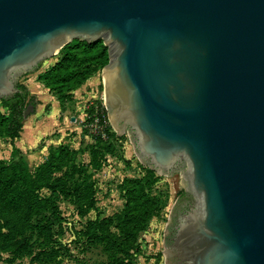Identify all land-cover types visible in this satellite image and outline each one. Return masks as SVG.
Masks as SVG:
<instances>
[{"label":"water","instance_id":"water-1","mask_svg":"<svg viewBox=\"0 0 264 264\" xmlns=\"http://www.w3.org/2000/svg\"><path fill=\"white\" fill-rule=\"evenodd\" d=\"M94 41L113 129L155 174L188 165L166 262L264 264V0H0V99Z\"/></svg>","mask_w":264,"mask_h":264},{"label":"rangeland","instance_id":"rangeland-1","mask_svg":"<svg viewBox=\"0 0 264 264\" xmlns=\"http://www.w3.org/2000/svg\"><path fill=\"white\" fill-rule=\"evenodd\" d=\"M58 55L57 53L53 60H57ZM46 63L41 62L40 66ZM45 68L47 67H44L42 71ZM93 75H96L94 83H88L84 88L82 87L84 83H82L79 86L81 90L75 92L76 88L72 97L65 102L71 106L72 112L76 111L81 115L76 117V124L81 129L86 126L85 118L87 116L82 112L85 102L88 99L95 100L96 98L103 100L102 68ZM18 80L25 82L22 75L18 76ZM30 92L32 91L30 90ZM0 109L7 111L1 102ZM43 109L40 110L41 114H44L49 108L46 106ZM35 113L36 111L33 114ZM27 117H30L31 120L36 118V116L32 117V113ZM67 122L69 125L65 130L59 131L57 126L46 131L42 130L43 132L37 135L35 147L42 150L43 159L37 157L35 161L27 160V162L34 170L44 160L50 149L62 143L68 144L75 151L72 155V162L75 165L83 162L87 173H91V178L94 181L95 202L92 206L85 207L74 201L72 197L60 195L55 200L60 217H54L48 205L40 209L36 208L25 223L27 227L23 233L14 240L11 238L0 240V264H82L84 262L93 264H169L166 262L168 256L165 257L164 254L168 250L164 245L165 228L182 191L191 194L186 176L188 165L181 166L171 174H155V170H149L148 168L151 167L136 155L134 144L128 136V128L123 131L118 130L119 133L116 132L118 137L113 139V144L98 145V148L95 149L97 151H94V148L90 146L94 143L92 137L89 134H83L82 130L81 133L77 131L78 127H74L76 124L70 121L69 114ZM0 139H2L0 140V158L9 160L10 153L7 152L6 144L9 138L0 137ZM94 158L99 160L97 167L94 166ZM73 169V166H68L56 174L66 177L67 183L72 185L79 179L78 173H72ZM124 176H142L149 192L159 199L158 209L148 220L146 228L139 232L135 247L129 250L133 254V258L126 253L125 246L119 245L123 238L120 214L124 203L120 182ZM42 192L44 194L47 192L45 186ZM20 211V208L9 206L3 199H0V220L5 219L9 223L15 222ZM103 216L111 217L113 222L107 233L100 234L96 231L95 234L93 229L88 226V222ZM5 230L7 229L5 228Z\"/></svg>","mask_w":264,"mask_h":264},{"label":"trees","instance_id":"trees-1","mask_svg":"<svg viewBox=\"0 0 264 264\" xmlns=\"http://www.w3.org/2000/svg\"><path fill=\"white\" fill-rule=\"evenodd\" d=\"M57 53L59 54L57 60L39 72L37 78L63 104L72 97L76 88L102 68L109 59L108 46L104 41L75 42L60 48ZM16 87L10 101L0 99L2 106L7 108L6 112L0 109V137H7L12 141L20 135L23 120L27 115L34 113L40 103L25 82L17 80ZM94 103L98 105L97 114L100 121L105 123L106 120L104 124L106 134L102 136L99 132L88 133L86 126H83L82 133L92 137L94 143L90 146L97 151L95 149L98 145L109 146L118 135L107 120V110L102 105V100L96 98ZM95 110L94 104L86 108L89 116L85 121L93 119ZM74 152L68 144H59L50 149L44 160L32 170L20 149L12 143L9 160L0 158V199L9 206L20 208L21 213L15 222L0 220L1 241L9 238L14 240L23 233L27 227L25 223L36 208L40 209L48 205L52 215L60 217L55 201L60 195L72 197L74 201L85 207L94 204V181L91 173H87L83 162L79 165L72 162ZM98 165L99 160L94 158V166ZM68 166H73L72 173L79 175L77 182L74 181L72 185L67 183L66 177L56 174ZM148 169L153 171V168ZM44 186L47 188L45 194L42 192ZM120 188L124 203L120 214L123 238L119 245L125 246L126 253L133 258L129 250L135 247L139 232L146 228L148 220L158 209L159 199L149 192L142 176H124ZM112 222L113 219L109 216L96 217L89 220L88 226L95 234L97 232L104 234L108 232Z\"/></svg>","mask_w":264,"mask_h":264},{"label":"crops","instance_id":"crops-1","mask_svg":"<svg viewBox=\"0 0 264 264\" xmlns=\"http://www.w3.org/2000/svg\"><path fill=\"white\" fill-rule=\"evenodd\" d=\"M54 61L55 60L48 61L45 65L40 66L38 70L32 71L30 74H22V78L25 79V83L28 85L32 93L37 96V98L40 100V103L38 105L39 107L37 108L36 113H32V117L36 116V118L32 120L29 119L30 117L25 118L23 120L20 135L14 138L13 141L9 138L8 142H6L8 146V153H10L13 143L20 149L22 155L26 158V160H29L31 162L35 161L37 157H39V159H43L42 150L35 147L37 143V135L43 132L42 130L46 131L56 126L58 127L57 129L59 131H61V129L65 130L67 125H69L67 124L68 114L70 121H73V123L75 124L77 122V115L81 116L79 113L77 114L76 111L72 112V108H70L71 106L60 102L52 93L48 91L46 87L43 86L42 82L37 78L38 72L42 71L44 67H48V65L52 64ZM95 77L96 75L90 76L86 80V82L82 84V87L84 88V86L88 83H94ZM78 90H81V88L78 87L75 92H78ZM46 106H48L49 109L44 112L43 108H45ZM78 107H80V104H78ZM41 109H43L42 111L44 112V114L40 113ZM74 127H78L77 131H80L81 133L82 129L79 128V125L76 124Z\"/></svg>","mask_w":264,"mask_h":264},{"label":"flooded vegetation","instance_id":"flooded-vegetation-1","mask_svg":"<svg viewBox=\"0 0 264 264\" xmlns=\"http://www.w3.org/2000/svg\"><path fill=\"white\" fill-rule=\"evenodd\" d=\"M193 204V196L189 194L187 191L184 194H181L179 200L176 202L171 215L170 220V230L168 234V239L172 234V226L176 223L178 217L184 214L188 209H190L191 205Z\"/></svg>","mask_w":264,"mask_h":264},{"label":"built area","instance_id":"built-area-1","mask_svg":"<svg viewBox=\"0 0 264 264\" xmlns=\"http://www.w3.org/2000/svg\"><path fill=\"white\" fill-rule=\"evenodd\" d=\"M94 104L95 105V112L92 115L93 119L90 121H86L85 125L86 127H88L90 132H99L102 136H105V130H104V124L106 123V120L104 121L105 123H102L99 119V116L97 114V110H98V105L96 103H94V100H90L88 99L85 104L83 105L82 108V112H84V114L86 116H89V114H87L86 108L89 107V105ZM102 105L105 107L103 100H102ZM106 108V107H105ZM107 120H108V116H107ZM109 121V120H108Z\"/></svg>","mask_w":264,"mask_h":264},{"label":"bare ground","instance_id":"bare-ground-1","mask_svg":"<svg viewBox=\"0 0 264 264\" xmlns=\"http://www.w3.org/2000/svg\"><path fill=\"white\" fill-rule=\"evenodd\" d=\"M107 78H108V74L106 72H104L103 79L106 80Z\"/></svg>","mask_w":264,"mask_h":264}]
</instances>
